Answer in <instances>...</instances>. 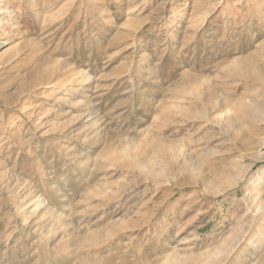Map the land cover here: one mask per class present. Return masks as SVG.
Instances as JSON below:
<instances>
[{"label":"rangeland","instance_id":"obj_1","mask_svg":"<svg viewBox=\"0 0 264 264\" xmlns=\"http://www.w3.org/2000/svg\"><path fill=\"white\" fill-rule=\"evenodd\" d=\"M261 44L264 0H0V264H264Z\"/></svg>","mask_w":264,"mask_h":264},{"label":"bare ground","instance_id":"obj_2","mask_svg":"<svg viewBox=\"0 0 264 264\" xmlns=\"http://www.w3.org/2000/svg\"><path fill=\"white\" fill-rule=\"evenodd\" d=\"M258 52L260 53V52H264V45H260V47H259V50H258ZM256 55V54H255ZM261 58V57H260ZM246 60H247V58H246ZM246 60H241V61H239V68H238V72L236 73L237 74V76H240L241 78H244V79H246V80H250V81H263L264 82V67L260 64V66H259V64L257 65L256 63L254 64L253 62H251V61H246ZM264 59H262V61H263ZM236 67V66H235ZM237 68V67H236ZM233 69V68H232ZM235 69V68H234ZM235 74V75H236ZM239 100V99H238ZM236 104V103H235ZM249 105V104H248ZM243 108H245V107H243ZM251 108V107H250ZM249 107H247V108H245V114L246 113H248V114H250V115H252V114H254V116L258 119L259 118V116L261 117V120L264 122V105H259V106H256V107H252L251 109H250ZM241 109H242V107H241ZM246 116V115H245ZM253 116V115H252ZM253 116V117H254ZM256 118H255V120H256ZM158 138H156L155 140H157ZM163 141V140H162ZM171 141V140H170ZM244 143V142H243ZM166 144V143H165ZM165 144L163 145V147L165 146ZM241 144V143H240ZM245 144H247V143H245ZM250 146V145H249ZM160 147V146H159ZM169 149V148H168ZM170 149H171V147H170ZM241 150V149H240ZM171 151V150H170ZM164 153H165V151H163ZM260 160V159H259ZM139 165V164H138ZM134 167V166H133ZM140 167V166H139ZM145 167V166H144ZM250 167V166H249ZM136 168V167H135ZM248 169V168H247ZM145 170V169H144ZM246 172V171H245ZM140 173V172H139ZM141 174V173H140ZM202 178V177H201ZM209 181V180H208ZM29 197V196H28ZM260 206V205H259ZM262 209L260 208V207H258L257 208V215H259V214H261V213H263V211H261ZM256 215V216H257ZM42 217V216H41ZM262 218V217H261ZM264 218V217H263ZM120 220V219H119ZM263 221V220H262ZM246 226V227H245ZM243 228H245V230H246V228H247V225H245ZM254 228V227H253ZM248 229V228H247ZM244 232V231H243ZM243 235L244 234H242V233H239L238 234V241L239 240H241L242 238H243ZM236 240V239H235ZM237 245V244H236ZM235 246V245H234ZM233 246V247H234ZM229 247H231V246H229ZM227 248V247H226ZM231 249V248H230ZM229 249V250H230ZM222 251V250H221ZM217 252V251H216ZM229 253V252H228ZM211 255V254H210ZM170 256V255H169ZM205 256H206V253H205ZM212 256V255H211ZM216 256V255H215ZM217 257H218V255H217ZM201 258V257H200ZM208 258H209V255H208ZM205 259V258H204ZM211 259V258H210ZM214 259H216V258H214ZM208 260V259H207ZM164 262L163 263H167V264H184V263H182V261H181V258L180 257H178L177 255H175L174 257L172 256H170V257H166L164 260H163ZM212 261V260H211ZM204 262V261H203ZM202 262V263H203ZM205 262H206V259H205ZM204 262V263H205ZM214 262H215V260H214ZM203 263V264H204ZM207 263H208V261H207ZM200 264V263H199ZM206 264V263H205ZM210 264H212V262L210 263Z\"/></svg>","mask_w":264,"mask_h":264}]
</instances>
